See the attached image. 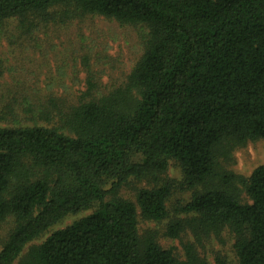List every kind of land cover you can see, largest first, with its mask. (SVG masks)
<instances>
[{
  "label": "trees",
  "instance_id": "trees-1",
  "mask_svg": "<svg viewBox=\"0 0 264 264\" xmlns=\"http://www.w3.org/2000/svg\"><path fill=\"white\" fill-rule=\"evenodd\" d=\"M87 16L141 27L143 53L121 85L98 91L90 76L68 106L18 83L0 93V231L12 222L0 264H210L194 242L180 260L139 215L196 242L228 228L239 264H264V164L245 178L221 162L264 139V0H0V33L12 19L31 35ZM171 161L194 190L175 216ZM133 181L147 183L135 199L122 193Z\"/></svg>",
  "mask_w": 264,
  "mask_h": 264
},
{
  "label": "rangeland",
  "instance_id": "rangeland-1",
  "mask_svg": "<svg viewBox=\"0 0 264 264\" xmlns=\"http://www.w3.org/2000/svg\"><path fill=\"white\" fill-rule=\"evenodd\" d=\"M17 25V19L1 25L0 93L18 83L24 85L25 95H38L44 100L55 96L68 106L84 96L90 76L95 78L98 91L108 92L121 85L143 53L141 27L123 26L100 16H87L63 25L49 24L31 35L23 34ZM221 162L227 170L249 178L258 166L264 164V139L249 141L235 149L230 161ZM164 177L175 185L169 201L170 213L175 216L177 206L189 200L194 190L182 184V169L175 161H171ZM146 185V182L133 181L122 193L135 199L132 189ZM237 191L242 203L252 202L241 182L237 183ZM95 208L63 218L31 241L20 258L27 254L30 247L41 244L54 231L92 213ZM168 221H150L139 215L140 232H155L160 245L172 248L180 260L187 258L186 244L194 242L199 255L210 264H239L234 247L235 236L228 228L219 237L211 235L196 242L191 231L182 233L180 238L168 237L165 234ZM11 226L12 222L1 228L0 249ZM18 261L13 264H18Z\"/></svg>",
  "mask_w": 264,
  "mask_h": 264
}]
</instances>
